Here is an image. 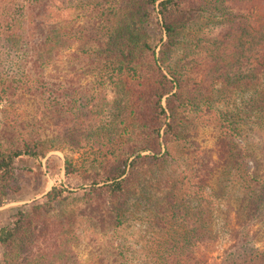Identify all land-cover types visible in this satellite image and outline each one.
Returning a JSON list of instances; mask_svg holds the SVG:
<instances>
[{"label": "trees", "instance_id": "trees-1", "mask_svg": "<svg viewBox=\"0 0 264 264\" xmlns=\"http://www.w3.org/2000/svg\"><path fill=\"white\" fill-rule=\"evenodd\" d=\"M59 1L0 0V105L37 85L38 95L51 98L55 85L42 81V59L31 48L49 9L61 3L93 21L84 53L96 83L128 96L129 119L104 130L80 121L82 112L64 99L59 109L75 122L69 137L43 139L31 122L0 129V207L14 188L16 159L40 160L59 142L87 155L81 164L66 160L68 185L78 192L59 181L0 228L3 264H81L74 251L80 220L116 231L136 215L157 244L143 264H206L194 247L216 237L208 189L217 173L234 184L244 210L264 218V187L237 141L249 124L264 129V0ZM153 16L165 37L156 45ZM211 123L217 160L196 140ZM244 233L216 264H264V249Z\"/></svg>", "mask_w": 264, "mask_h": 264}, {"label": "rangeland", "instance_id": "rangeland-1", "mask_svg": "<svg viewBox=\"0 0 264 264\" xmlns=\"http://www.w3.org/2000/svg\"><path fill=\"white\" fill-rule=\"evenodd\" d=\"M45 18L47 28L40 27L34 34L31 49L41 56L42 81L50 86L55 85L56 90L51 91V98L37 94L43 85L35 86L37 91L31 94L18 90L16 95L11 96L12 103L0 105V129L11 131L10 127L14 124H24L21 128H26L31 122L40 125L39 133L43 139L56 141L69 137V128L75 122L63 116L59 109L64 99L70 102L63 105L68 110L75 112L78 108L82 112L79 119L82 122L100 123L99 127L104 130H110L113 126L123 128L121 124L129 119L128 96L115 92L108 84L96 83L95 73L91 71L84 53V42L81 43L83 35L86 38L90 35L93 21L82 16L79 9H62L61 3L49 9ZM57 26L61 33L67 30L74 36L71 33L70 37L67 34L55 35ZM148 32L155 45L164 37L156 16L152 17ZM47 34L53 35L46 44ZM87 102L88 107L85 105ZM215 125L211 123L200 127L196 136L200 149L212 156L213 160L218 158L219 134ZM237 141L245 149L244 166L264 187V129L253 130L249 124L244 127ZM56 144V148L40 160L25 156L16 159L14 188L8 192V203L0 207V228L8 226L19 210L42 200L59 181L64 182L70 191L78 192L79 188L68 185L66 160L81 164L87 155L84 150L71 149L65 143ZM222 172L212 177L208 189V194L212 196L211 229L216 237L209 242H198L194 247L196 255L206 259V264H216L222 260L225 252L236 242L237 232L249 233L248 239L260 250L264 249L263 215H254L252 211L241 207L235 197L237 191L234 184H229L230 181L226 180L227 176ZM138 216L131 218L116 231L109 227L103 229L96 223V219L92 222L87 218L80 220L75 231L76 259L81 264H122V261L123 264H143L145 256L154 252L157 244L153 245V233L148 231L146 222ZM3 253L0 245V264H3Z\"/></svg>", "mask_w": 264, "mask_h": 264}]
</instances>
